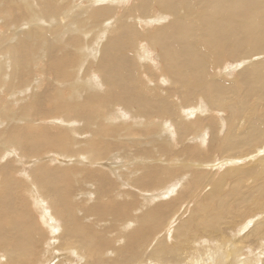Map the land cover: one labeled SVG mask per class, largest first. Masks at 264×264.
I'll return each instance as SVG.
<instances>
[{"label": "bare ground", "instance_id": "1", "mask_svg": "<svg viewBox=\"0 0 264 264\" xmlns=\"http://www.w3.org/2000/svg\"><path fill=\"white\" fill-rule=\"evenodd\" d=\"M0 264H264V0H0Z\"/></svg>", "mask_w": 264, "mask_h": 264}, {"label": "rangeland", "instance_id": "2", "mask_svg": "<svg viewBox=\"0 0 264 264\" xmlns=\"http://www.w3.org/2000/svg\"><path fill=\"white\" fill-rule=\"evenodd\" d=\"M74 19H75V18H74ZM74 28H75V27H74ZM63 47H65V48H64L65 50H66V49H67V50L69 49V48H66V46H63ZM72 50H73V49H72ZM81 68H82V67H81ZM84 68H85V67H83V69H84ZM88 76H89V75H87V77H88ZM90 79L92 80V77H91V76H90ZM31 81H33V79H32ZM70 83H71V82H70ZM72 83H73V82H72ZM69 91H71V88H70ZM80 91H81V92H79L78 94H79V95L81 94L80 97H82V96H83V90L80 89ZM3 94L6 95V98H5V97H3V98L8 100V101H7L8 103H6V102L3 103V102H2L3 105H4V106L6 105V107H8V109L10 110V112L14 113L13 115H14L15 118L18 119V116L22 117V122H23V123L19 124L21 127H23V126L31 127V129L28 131V133H31V134L34 133V132H32V127H33V125L30 123V121H31L30 116L27 115V114H22L21 111L17 112V108L14 107V106H12V105L10 104V101L12 100V98H8V97H9V92H3ZM65 95H66V94H65ZM80 97H78V98H80ZM67 98L70 99L71 102H73L74 100H76V96H75V95H74V96H72V95L67 96ZM95 104H96V102H95L93 105H87V106H88V108H89V107H93ZM11 107H13L12 110H11ZM119 107H120V106H119ZM14 108H15V109H14ZM14 110H15L16 112H15ZM107 111H108V109H105V111H103L105 116L107 115V113H111V111H110V112H109V111L107 112ZM99 112H101V109L99 110ZM105 113H106V114H105ZM19 114H20V115H19ZM217 114H218V113H217ZM13 115H12V116H13ZM16 115H18V116H16ZM23 115H24V117H23ZM217 116H218V115H217ZM224 118H225V117H224L223 115H221V117H220V115H219V116H218V121H220V123H222V121L224 120ZM12 119H13V118H12ZM220 119H221V120L223 119V120L221 121ZM14 120H16V119H14ZM41 121H46V120L43 119V120H41ZM105 124H106V123H105ZM106 125L108 126L107 128H109V127L112 125V123H111V124H108V123H107ZM109 125H110V126H109ZM44 126H45V125H44ZM47 126H48V129H51V130H53V131H54V130L57 131L58 129H61V126H60V128H59V125H57V124H56V126H57L58 129H56V126H54V127H53V126L51 127L50 125H47ZM93 126H94V125H93ZM40 128H41V127H40ZM64 128H65V129H64ZM37 129H38V128L35 127V130H36V131H37ZM63 129H64L65 131H64ZM111 129H112V128H111ZM38 130H40V129H38ZM70 130H71V128H70ZM70 130H68V129L66 128V126L62 127V129H61L62 133H63V131L65 132V133H63V134H64L66 137H67V133H68V135L70 134ZM73 130L76 131L77 128H74ZM73 130H71L72 135H74V136H72V138H71L72 140L74 139V137L76 138V139H74V140H78L79 138H81L82 140H86V139L89 140V139H90V137H88V136H89L88 133H87V134H84L83 136H81V135L78 134V130H77L76 132H73ZM131 130H132L133 132L127 130V133L130 134V132H131V133L135 134V133H137V130H138V129H135V130L131 129ZM117 132H118V131H115V134H116ZM74 133H75L76 135H75ZM85 135H86V137H87L86 139L84 138ZM78 136H79V137H78ZM68 137H69V136H68ZM70 137H71V134H70ZM77 137H78V138H77ZM131 137H132V135H129V136L125 137V138H122V140H128V139H131ZM133 137H134L135 140H137V139H139V138H142V137H140V136L138 137L137 135H134ZM133 137H132V138H133ZM120 138H121V137H120ZM81 139H80V140H81ZM139 140H140V139H139ZM123 161H127V159H124ZM110 162H111V161H109V163H110Z\"/></svg>", "mask_w": 264, "mask_h": 264}]
</instances>
